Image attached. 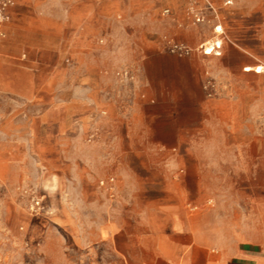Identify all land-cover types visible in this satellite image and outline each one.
<instances>
[{
  "label": "rangeland",
  "instance_id": "1",
  "mask_svg": "<svg viewBox=\"0 0 264 264\" xmlns=\"http://www.w3.org/2000/svg\"><path fill=\"white\" fill-rule=\"evenodd\" d=\"M210 1L217 12L206 9L200 23L191 7L195 2L205 9L202 0L41 1L44 22L75 5L100 11V30L90 33L100 57L89 64L54 48L68 33L19 30L23 12L27 24L33 15L17 0L7 34L0 37V57L7 60L0 63L7 71L0 79V264H128V256L113 254L102 228L115 209L122 222H134L145 214L146 201L154 213V205L175 200V192L159 185H183L178 194L189 218L217 206L213 193L192 191L197 176L191 142L211 100L233 97L241 88L264 94V77L242 69L246 62L264 61V0ZM166 8L170 13H163ZM164 36L188 44L192 54L169 52ZM214 39L222 40V55L203 54L200 45ZM91 70L103 76V101L82 79ZM123 71L128 76L118 75ZM209 77L219 85L214 98L204 89ZM84 105L93 112L98 107L97 117L87 125L73 123L66 110ZM115 105L120 119L134 117V124L124 121L118 132L119 151L133 156L102 171L98 155ZM111 178L114 191L101 184ZM128 185L136 186L124 190ZM32 192L43 199L37 212L31 210ZM197 196L202 204L194 201Z\"/></svg>",
  "mask_w": 264,
  "mask_h": 264
},
{
  "label": "crops",
  "instance_id": "2",
  "mask_svg": "<svg viewBox=\"0 0 264 264\" xmlns=\"http://www.w3.org/2000/svg\"><path fill=\"white\" fill-rule=\"evenodd\" d=\"M19 1L26 4L25 9L33 15L31 23L27 24L24 10L19 30L68 33L63 43L55 44L54 48L63 49L65 55L74 53L89 64L99 59L97 44L90 34L100 30L102 14L99 10L75 5L44 22L40 18L41 1L46 0ZM17 6L18 2L14 15ZM5 62L7 60L0 57V63ZM254 64L256 61L246 62L243 72L264 77V73L244 71V67ZM91 71L83 74L82 79L102 100L107 89L102 82L103 76ZM6 77L7 71L0 67V79ZM224 96L210 101L207 114L198 126V135L193 136L191 142L192 173L197 176L192 191L213 193L217 206L189 218L178 194L184 190L183 185H174L173 189L172 185L164 184L159 185L160 188L175 192V200L154 205V213L152 201H146L145 214L135 218L134 222L128 220L125 223L120 220L119 210L115 209L102 231L109 235L113 254L128 256V264H264V94H247L241 88L233 97ZM94 110L95 113L84 105L79 109H67L66 113L73 123L78 119L82 125H87L100 111L98 107ZM119 112L118 106H113L112 121L106 125L108 132L103 137L106 146L98 155L102 171H113L119 161L133 156L119 151L118 132L124 121L127 127L134 124V117L131 115L123 120ZM235 127H239L238 133L234 132ZM3 134L7 135L5 130ZM139 154L149 160L163 159L154 153ZM135 186L123 188L131 191ZM194 201L203 203L200 196Z\"/></svg>",
  "mask_w": 264,
  "mask_h": 264
},
{
  "label": "built area",
  "instance_id": "3",
  "mask_svg": "<svg viewBox=\"0 0 264 264\" xmlns=\"http://www.w3.org/2000/svg\"><path fill=\"white\" fill-rule=\"evenodd\" d=\"M196 1V0H194ZM205 5V9L199 8L195 2L193 3L191 7V13L194 16L195 22H204L206 17V9H208L210 12L216 13V9L211 3L210 0H202ZM17 5L16 0H0V37H5L7 34L6 25L13 19L14 15V9ZM164 14L170 13V9L166 8L163 10ZM215 30L218 34H223L224 31L220 25H217L215 27ZM163 46L165 49H167L169 52L176 54L180 57L189 56L192 54L193 49L188 44L175 40L172 37L164 36L162 40ZM222 40L214 39L210 40L208 42L203 43L200 45V50L205 55H215L220 56L222 55ZM68 62H71V59H67ZM244 71H254L258 74L264 73V61H257L254 65H249L244 67ZM126 75L128 76V71L119 72L118 75ZM204 89L207 92V95L209 98H214L218 96L219 94V85L217 81L214 78H208L204 82ZM102 114H107V111L103 110L101 111ZM97 131H93L89 134V141H92L96 138ZM102 186H104L107 190L114 191L115 190V184H114V178H111L110 181H101ZM31 210L37 212L43 207V199L42 197L38 196L36 193H31Z\"/></svg>",
  "mask_w": 264,
  "mask_h": 264
}]
</instances>
